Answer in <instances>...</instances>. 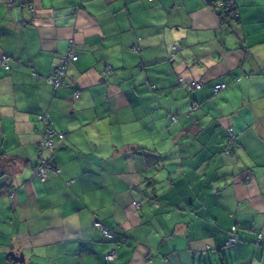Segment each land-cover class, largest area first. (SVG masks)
I'll return each instance as SVG.
<instances>
[{
    "label": "crops",
    "instance_id": "crops-1",
    "mask_svg": "<svg viewBox=\"0 0 264 264\" xmlns=\"http://www.w3.org/2000/svg\"><path fill=\"white\" fill-rule=\"evenodd\" d=\"M219 1H232L238 16L223 11L220 17L214 9ZM13 6L28 14L14 21L0 15V56L9 57L7 67L0 63V200L12 198L7 205L9 218L33 197L55 195L43 183L46 177L35 172L41 137L38 115H47L53 102H73L75 89L78 97L102 94L117 108L137 107L169 121L175 116L182 120L183 135L176 149L178 159L159 150L120 157L125 168L117 175L129 196L117 193L112 199L123 222L113 220L110 213L107 218L92 217L91 224L81 221L79 227L68 228V237L60 225L38 229L31 236L26 231L17 243L8 241L6 249L0 229V264H13L9 252L23 255L20 264H46L38 255L29 260L28 252L36 245L24 246L41 233L47 242L39 247L63 250L66 244L78 264H112L105 254L116 242L114 264H264V117L253 120L252 109L237 99L242 96L241 84L232 86L237 79L252 77L251 87L257 94L253 103L258 110L264 109V65L248 67L246 54L253 33L257 45L264 42V0H13ZM170 17L177 22L169 24ZM182 29L187 30L186 39L180 35ZM161 32L179 36L184 48L198 51L180 66L175 53L180 52L179 60H185L183 49L176 44L178 50L165 55L167 49L160 47L166 43ZM158 38L159 43L152 42ZM70 41L78 58L68 66L66 85L53 89L45 78L58 57L67 52ZM233 46L240 54L230 51ZM201 58L208 63L206 72L201 71ZM178 76L186 82L197 80L201 87L186 90ZM217 82L227 86L212 93ZM178 90L179 96L174 94ZM179 99L182 103L176 104ZM232 103H238L239 110L225 113ZM73 112L69 109L68 115ZM49 118L53 125V117ZM253 124L255 131L251 130ZM229 128L235 143L227 155L238 153L243 161L236 170L225 167L221 156L228 145ZM28 132L37 134L27 141L31 151H13ZM141 139L142 148L153 143L149 136ZM249 145L254 157L247 150ZM67 147L58 145L54 158L49 159L52 153L45 157L61 167ZM103 171L99 163L81 168L93 175ZM20 172L27 175L16 185L13 180ZM247 175L249 180H245ZM140 177L142 184L137 181ZM165 184L167 189L161 191ZM9 190H13L12 196ZM136 192L143 198L136 199L132 195ZM133 201H139L141 208L135 209ZM152 216H162L165 222L159 232L166 234L155 244L139 239L141 230L153 227ZM95 219L113 231L114 240L104 238L94 226ZM233 230L238 241L227 246Z\"/></svg>",
    "mask_w": 264,
    "mask_h": 264
},
{
    "label": "clouds",
    "instance_id": "clouds-1",
    "mask_svg": "<svg viewBox=\"0 0 264 264\" xmlns=\"http://www.w3.org/2000/svg\"><path fill=\"white\" fill-rule=\"evenodd\" d=\"M217 6L219 7V4ZM180 7L182 14V6ZM27 14L26 10L18 6H12L11 10H9L7 0H0V15H3L5 20L11 18L14 21L19 16ZM175 22H177L175 17L168 19L169 24ZM180 35L186 39L187 30L182 29ZM161 37L166 41L165 44L160 45V47L167 49L165 55H172V48L176 44H179L183 49L182 54L185 60H179L180 52L175 53L180 66L187 62V58L193 52L198 51L195 48H184L180 37L173 38L170 32H161ZM256 39L257 37L253 33L252 44L246 53L248 56V67H255L256 63L264 65V42L257 45ZM152 42L159 43V38ZM103 51L107 52L109 50ZM230 51H236L237 54H240L239 49L234 46L230 48ZM210 63H215V61L210 60ZM201 64L203 65L201 71L206 72L208 63L201 58ZM196 78L199 79L200 76L197 75ZM252 79V77L244 80L237 79L232 86L235 87L237 83L241 84L242 96L237 99L243 101V106L252 109L253 120H257L260 117H264V109L258 110L253 103L257 94L251 87ZM174 94L179 96V90ZM245 97H250V99ZM182 99L177 100L175 103L181 104ZM213 99L218 100L217 97H213ZM239 106L238 103H232L224 112H233V109L238 111ZM69 109L74 110L72 116L68 115ZM49 116L53 117L52 126L57 131L54 136L39 137L42 147L41 158L43 159L44 156H49L52 153L53 155L49 156V159H52L56 154L58 145L68 146L62 166L54 173L44 170L46 179L43 183L49 186L50 190L55 192V195L49 199L39 200L33 197L12 218L7 215V205L12 198L5 196L0 200V229H2L6 238L3 244L5 249L8 241L17 243L18 238L24 235L26 231L31 236V233L38 229L60 225L64 227L65 235L68 237L71 235L67 231L68 228L79 227L81 221L91 224L92 217L107 218L110 213L113 220L119 219L123 222L119 209L112 199L117 193L125 198L129 196V190L121 186L117 175L119 169L125 168V164L120 157L136 152H156L159 150L172 154L174 159L179 158L176 149L180 146L178 141L183 135L180 127L182 120L174 118L169 121L166 116H161L154 112L145 113L139 108L132 106L124 109L117 108L106 100L102 94L85 93L82 97L75 98L73 102H53L52 107L47 110V115L44 119L46 120ZM251 130H256L255 124H253ZM240 135L243 138L244 134L241 133ZM143 136L151 137L153 143L142 148L141 138ZM36 138L37 134L35 132H28L25 136L20 137V146L12 150L31 151L27 141ZM247 150L253 157L255 156L251 145H249ZM32 154L34 155V152ZM221 156L225 157V167H231L236 170L243 166V161L238 158V153H233L229 157L227 149H225L224 152H221ZM68 157H75V160L69 161ZM97 163L104 166L102 173L93 175L81 172L82 167H95ZM73 164L74 167L71 166ZM24 175H27V172L16 174L13 183L20 185ZM120 175H123V173H120ZM137 181L142 184V177L137 178ZM162 183L164 182L162 181ZM261 185H264V174L261 175ZM166 189L167 185L165 184V188L160 190L164 191ZM261 190H264V188ZM132 195L136 199L143 198L142 193L139 192ZM42 205L47 207H42ZM151 218L153 227L141 230L139 239L144 240L145 243L155 244L161 235L166 234L159 232L165 222L162 216H152ZM158 219L159 223L157 222ZM46 242L44 234L41 233L40 237L33 240L31 245H24L28 248L36 245L32 251L28 252L29 260H31L33 255H38L46 264H78L77 260L71 256L68 245L65 244L63 250H60L57 246L39 247V245Z\"/></svg>",
    "mask_w": 264,
    "mask_h": 264
},
{
    "label": "built area",
    "instance_id": "built-area-1",
    "mask_svg": "<svg viewBox=\"0 0 264 264\" xmlns=\"http://www.w3.org/2000/svg\"><path fill=\"white\" fill-rule=\"evenodd\" d=\"M149 2H152L154 0H148ZM217 4H219V7L217 6ZM216 4V6H214V9L216 12H221L223 10H231L233 13L234 17H237L238 14L236 13L235 10V5L232 1H219ZM9 8H11L13 6V0H9L8 2ZM133 49H138L136 44L132 45ZM178 50V48L176 46H174L172 48V53L176 52ZM78 50L75 48V44L73 41H70L69 43V48L67 50V52H65L64 54L60 55L58 57L57 63L53 68L52 73L47 76L45 78V82L46 84H48L49 86H51L53 89H57L59 87H62L64 85H66V78H67V69L68 66L75 62L78 58ZM8 55L3 54L2 56H0V63L2 64V66L7 67V62H8ZM178 80L179 82L182 84L183 88L186 90L189 89H199L201 87V83L198 82L197 80H190V81H182L181 76H178ZM219 86V87H218ZM150 88L153 90L155 88V86H150ZM226 88V83L224 82H217L215 83L211 90L212 93H217L223 89ZM79 95V91L78 90H74L73 91V97H78ZM194 108V105H192L190 107V109ZM46 116V114H39L38 115V120L41 123V127H40V136H54L56 129L53 128L52 124H51V120L48 117L46 120L44 119V117ZM175 118V116H171V120H173ZM235 135L233 133V130L231 128L228 129L227 132V143L228 145L226 146L225 149H227V152H231L232 147L234 146L235 143ZM37 162L35 165V172L39 177H43L45 176V171L47 170V172H56V170L58 168H60L57 164L51 162L49 159H47L45 156L42 157V147H41V140H39V142L37 143ZM250 176L247 175L245 177V180H249ZM3 192V189L0 188V194ZM9 196L13 195V190H9L8 192ZM133 206L135 207V209H140L141 208V203L139 201H133L132 202ZM94 226L102 233V235L104 236V238L106 240H114V233L112 230L107 229L106 227L103 226V224L95 219L94 220ZM236 230H233L232 233H230L229 237L227 238L225 244L227 246H231L237 243L238 238L236 236ZM117 246L118 243L116 242L113 247H111L105 254V259L108 262H111L112 264L115 263L116 259H117Z\"/></svg>",
    "mask_w": 264,
    "mask_h": 264
},
{
    "label": "water",
    "instance_id": "water-1",
    "mask_svg": "<svg viewBox=\"0 0 264 264\" xmlns=\"http://www.w3.org/2000/svg\"><path fill=\"white\" fill-rule=\"evenodd\" d=\"M8 256L12 260L13 264H20L23 262V255L22 254H15L14 252H9Z\"/></svg>",
    "mask_w": 264,
    "mask_h": 264
},
{
    "label": "trees",
    "instance_id": "trees-1",
    "mask_svg": "<svg viewBox=\"0 0 264 264\" xmlns=\"http://www.w3.org/2000/svg\"><path fill=\"white\" fill-rule=\"evenodd\" d=\"M223 11L225 12L226 15H229L230 13L232 14V11H231V10H228V9H227V10H223ZM223 11H221V12H223ZM221 12H217V13L220 15V17H221V15H222ZM224 12H223V13H224ZM226 86H227V85H226Z\"/></svg>",
    "mask_w": 264,
    "mask_h": 264
}]
</instances>
